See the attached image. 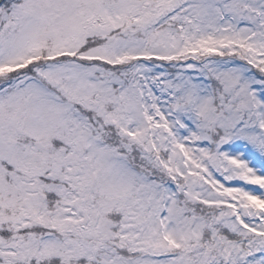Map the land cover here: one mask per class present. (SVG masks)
<instances>
[{"label":"snow or ice","instance_id":"1","mask_svg":"<svg viewBox=\"0 0 264 264\" xmlns=\"http://www.w3.org/2000/svg\"><path fill=\"white\" fill-rule=\"evenodd\" d=\"M0 264H264V0H0Z\"/></svg>","mask_w":264,"mask_h":264}]
</instances>
